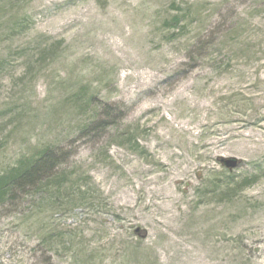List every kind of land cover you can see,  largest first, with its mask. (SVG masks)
I'll return each instance as SVG.
<instances>
[{"label": "rangeland", "instance_id": "374dc122", "mask_svg": "<svg viewBox=\"0 0 264 264\" xmlns=\"http://www.w3.org/2000/svg\"><path fill=\"white\" fill-rule=\"evenodd\" d=\"M44 148L0 264H264V0H0V173Z\"/></svg>", "mask_w": 264, "mask_h": 264}, {"label": "trees", "instance_id": "16d2710c", "mask_svg": "<svg viewBox=\"0 0 264 264\" xmlns=\"http://www.w3.org/2000/svg\"><path fill=\"white\" fill-rule=\"evenodd\" d=\"M181 22L180 17H175L169 26L175 28ZM87 96L88 91L82 88L75 95L74 100L84 102ZM91 100L92 97L88 102L90 103ZM60 159L61 156L56 149L44 148L36 156L24 158L4 173H0V208L12 205L14 209L21 206L24 199L29 204H33V208L39 207V211L57 208L62 205L60 204L61 200L65 199V191L67 197L73 199L71 190H74V187H67L66 177L58 175V170L61 167ZM77 190L82 196L79 200L83 204H88V199L84 197L87 195L86 191H82V187ZM29 218L30 216L26 218L25 223L30 222ZM52 239L54 242L56 237L50 236L47 240L44 239L43 243H53Z\"/></svg>", "mask_w": 264, "mask_h": 264}, {"label": "water", "instance_id": "95a60500", "mask_svg": "<svg viewBox=\"0 0 264 264\" xmlns=\"http://www.w3.org/2000/svg\"><path fill=\"white\" fill-rule=\"evenodd\" d=\"M226 163V162H225ZM228 165V164H227ZM229 167H235V161H232L230 165H228Z\"/></svg>", "mask_w": 264, "mask_h": 264}]
</instances>
